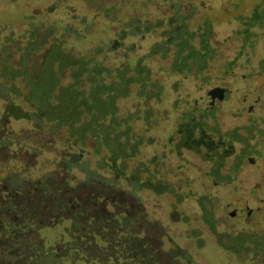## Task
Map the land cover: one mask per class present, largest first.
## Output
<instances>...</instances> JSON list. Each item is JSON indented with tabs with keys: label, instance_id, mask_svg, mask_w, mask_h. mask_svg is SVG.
Here are the masks:
<instances>
[{
	"label": "rangeland",
	"instance_id": "rangeland-1",
	"mask_svg": "<svg viewBox=\"0 0 264 264\" xmlns=\"http://www.w3.org/2000/svg\"><path fill=\"white\" fill-rule=\"evenodd\" d=\"M260 1L0 0V264H264L246 164L263 125L249 129L242 97L206 101L259 71L264 24L244 45L241 21ZM183 31L195 47L209 36L203 73L169 72L171 46L144 62L158 98L131 85L115 116L77 119L76 92L92 87L78 67L103 64L110 83ZM192 118L214 153L180 144Z\"/></svg>",
	"mask_w": 264,
	"mask_h": 264
},
{
	"label": "trees",
	"instance_id": "trees-1",
	"mask_svg": "<svg viewBox=\"0 0 264 264\" xmlns=\"http://www.w3.org/2000/svg\"><path fill=\"white\" fill-rule=\"evenodd\" d=\"M241 22L244 25L243 28L247 29L245 33L248 35V38L246 41H244L245 45L250 41L252 36V28L256 26L262 27L264 24V2L261 0L258 4H256L250 16L242 18ZM182 33L183 35H180L179 32L176 33L175 37L174 35L169 36L166 41L156 45L146 56L135 61L137 65L133 74H131L130 70H128L126 66H123V68H120L117 71H115V69L113 73L116 76L114 75L115 78L111 80L110 83H106L105 78L106 76H111V71L105 68L103 64H99L91 70L86 69V67H78V71L74 73L75 82L78 83L80 82V79L83 78V80L90 83L92 87L88 91L87 95H84V92V94L80 91L76 92L77 105L75 106V114L77 119L79 121L85 119L87 117L86 114L88 115L86 110H90L93 112V114H96V112L99 111L100 115L102 116H106L109 112L115 116V101L119 98L127 97L131 85L142 86L138 95L139 97L153 98V93L155 90L159 92L161 91L156 97L158 98L162 93L163 88L160 86V84H154L150 82V71L144 62L150 60L153 56H160L161 58H164L171 46L175 48L176 52L174 54L173 61L168 68L169 72H174L177 75H181L188 73L192 70V68H195V72L197 74L203 73L206 70L209 62L212 60V56H209L208 54L209 46L207 43L209 36L206 38L198 36L200 43L198 44V47H195L193 45V42L196 38L195 34L189 33L186 35V32L184 31ZM104 95H109L111 98L109 101V109L105 113L100 107H98L100 104L102 105L107 103L102 101ZM193 121L194 118L191 119V125L187 126L185 132L181 134L182 137L180 144L194 150L197 149L200 144H204L209 148L211 153H214L215 150H213V146L207 143L206 137L204 135H200L198 140L193 139V129L196 126V124H193ZM219 159H221V157H219ZM219 167L220 165L215 166L213 169L216 174ZM139 187L151 190L153 188V184L149 183V186L142 184ZM204 216L206 219L211 218V216L207 213H205ZM211 226L213 229L212 222Z\"/></svg>",
	"mask_w": 264,
	"mask_h": 264
},
{
	"label": "water",
	"instance_id": "water-1",
	"mask_svg": "<svg viewBox=\"0 0 264 264\" xmlns=\"http://www.w3.org/2000/svg\"><path fill=\"white\" fill-rule=\"evenodd\" d=\"M262 57L264 58V40ZM247 84V91L252 100L256 103L254 108L258 115L264 119V72L256 74L253 78L247 81ZM226 91L227 90L224 88L216 87L208 92L207 97L211 100V103L216 99L222 101ZM261 146L264 149V139L261 141ZM262 151L264 156V150ZM246 164L254 169V174H256L247 194L249 198L247 215L256 223L264 225V158L259 165L253 164L251 161H248ZM233 215L234 214H231V216Z\"/></svg>",
	"mask_w": 264,
	"mask_h": 264
},
{
	"label": "flooded vegetation",
	"instance_id": "flooded-vegetation-1",
	"mask_svg": "<svg viewBox=\"0 0 264 264\" xmlns=\"http://www.w3.org/2000/svg\"><path fill=\"white\" fill-rule=\"evenodd\" d=\"M260 62H261V67H259V71L257 70L258 72H256L254 75L250 76L249 78L243 77V79L246 82L249 79L253 78L256 74H258L260 72H264V58L263 57H261ZM224 89H226L227 91L224 93L222 101H218L216 99L213 103H211V100L209 98H207L206 101H208L209 108L210 109L213 108L218 103L226 102V97L229 95H235V96H239V97L243 98V101L245 102L244 104L240 101H238V102L241 103L240 105H244L245 107L244 108H242V107L238 108V112L240 114H247L250 116L251 125L249 126V129L254 128L255 122H259L261 125H263V129L260 130V138H259L260 147L256 146V147L249 148V150H253L252 153L255 155V158H251V159L246 161V163L248 161H251V162H253V164L259 165L262 163L263 158H264L263 151H262L264 149L261 146V141L264 139V119L261 116H259L258 113L256 112V110L254 108L256 103L252 100L251 96L249 95V93L247 91L248 87L245 90L241 89V88H237V89L224 88Z\"/></svg>",
	"mask_w": 264,
	"mask_h": 264
}]
</instances>
